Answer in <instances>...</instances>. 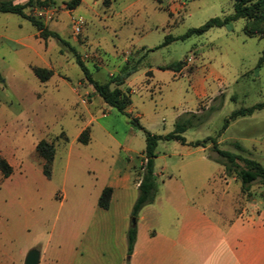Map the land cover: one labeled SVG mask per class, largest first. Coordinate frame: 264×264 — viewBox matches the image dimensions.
<instances>
[{"label":"rangeland","instance_id":"1","mask_svg":"<svg viewBox=\"0 0 264 264\" xmlns=\"http://www.w3.org/2000/svg\"><path fill=\"white\" fill-rule=\"evenodd\" d=\"M66 1L46 6L33 2L24 10L57 32L60 40L40 37L24 17L0 13V156L13 169L8 177L0 171V244L9 254L17 247L25 256L43 243L52 226L60 225L69 201L91 199L90 154L104 153L111 163L121 152L110 139L102 143L99 133L90 148H70L88 119L85 106L98 110L95 117L101 114L73 50L100 82L127 59L139 62L124 86L130 90L140 123L150 132H171L174 116L192 111L197 116H186L192 126L182 133L187 142L215 137L220 148L255 159L264 167V109L230 120L222 130L233 110L264 103V35L247 34L246 27L254 26L240 18L162 45L166 35L179 37L209 18L231 14L234 0H81L71 10ZM78 19L83 23L76 33L73 23ZM177 62L181 71L165 68ZM34 66H49L53 75L41 81ZM194 77L206 78V95L194 93ZM108 109L112 113L99 122L121 141L127 117ZM41 139L55 146L50 178L43 174L42 158L35 150ZM210 146V142L201 147L159 140L154 158V171L159 173L156 193L162 181L174 174L187 196L214 218H222V210L231 213L228 202L240 193L241 184L225 174ZM263 192L264 183H253L250 195L240 193L239 201L248 208L252 201H260L257 205L264 208Z\"/></svg>","mask_w":264,"mask_h":264},{"label":"crops","instance_id":"2","mask_svg":"<svg viewBox=\"0 0 264 264\" xmlns=\"http://www.w3.org/2000/svg\"><path fill=\"white\" fill-rule=\"evenodd\" d=\"M206 82L205 77L193 79L191 88L199 97L207 94ZM124 85L121 88L127 89ZM97 96L95 92L91 100L97 101L101 114L95 117L93 113L98 110L90 104L85 106L88 119L78 129L70 148H90L99 133L102 143L110 139L121 152L112 157L111 163L105 160L104 153L89 155L92 168L88 171L93 174L91 199L77 198L67 203L60 225H53L45 241L33 246L40 251L38 264H264V208L257 205L260 201H252V208H248L239 201L240 190L228 202L231 213L226 215L222 210V218H214L187 196L174 174L162 181L153 202L138 212L136 239L128 254L127 233L133 224L131 212L138 196V169L145 160V137L127 118L126 135L119 141L115 132L99 122L112 111ZM127 112L141 120L132 104ZM85 128L89 129L90 140L81 144L77 137ZM158 174L154 171V178ZM105 187L112 189L108 208L98 206ZM10 253L0 244V264H23L25 252L15 247V252Z\"/></svg>","mask_w":264,"mask_h":264},{"label":"trees","instance_id":"3","mask_svg":"<svg viewBox=\"0 0 264 264\" xmlns=\"http://www.w3.org/2000/svg\"><path fill=\"white\" fill-rule=\"evenodd\" d=\"M35 3L39 6L52 5L55 0H28L26 4L19 2H14L13 0H0V13H14L21 17L28 19L38 30V35L44 39L49 36H53L60 40L57 32L48 29V27L38 18L27 15L25 13L26 6ZM81 0H68L65 5L68 9H74L80 4ZM243 18L246 19L252 28L245 29L247 34H258L260 36L264 35V0H234L233 12L231 14L225 15L223 17H212L209 18L204 24L198 27L189 28L183 35L179 37H174L171 35H166L165 40L162 45H165L176 39H183L191 35H200L206 32L212 27H221L230 25L232 22ZM75 62L78 64L83 72L86 81L92 85L94 91L102 98V100L109 107L114 108L119 113L125 115L129 122L139 130H141L145 137V148H144V164L139 167L138 173L140 175V181L138 184V196L132 207V220H136L138 212L147 204L153 202L156 195V185L154 178V158L156 157V146L159 140H176L181 144H188L192 146L205 147L207 143H211V150L216 154L215 160L224 167L226 175L234 176V178L240 181L241 192L250 195V186L253 183H264V167L260 162L255 159L242 157L234 152L222 149L218 146L215 137L207 136L203 140H197L194 142H187L182 133L190 126H192L191 121L186 116L196 117V113L186 112L178 116L174 123V128L171 132L166 134H155L147 130L139 121L137 117L132 116L127 112L128 106L131 104L130 90L122 89L126 79L137 70L138 61H132L131 58L127 59L121 68L115 73L111 74L109 78L100 82L94 79L82 61L80 54L73 50ZM166 69H172L174 71H179L182 68L181 62H177L172 65L165 67ZM34 74L41 80L46 81L53 75V70L34 66L32 67ZM150 75V71L147 72ZM1 78V75H0ZM212 109V107H209ZM264 109V103H257L249 107H240L233 110L230 115L225 118L222 130H224L230 120L237 117H243L251 115L255 110ZM67 140V137L64 138ZM90 140L89 129L85 128L81 131L77 137V141L81 144H87ZM237 148H241L236 144ZM36 153L40 158H42V172L47 177L51 176L52 162L55 155V146L52 141L41 139L35 146ZM237 160H241L244 165L238 163ZM0 171L3 176L8 177L13 169L8 161L0 156ZM112 189L110 187H105L100 193L98 198V206L102 208H108ZM264 200V192L261 194ZM136 239V225L135 222L130 226L127 233V247L128 254L132 252L133 245Z\"/></svg>","mask_w":264,"mask_h":264},{"label":"water","instance_id":"4","mask_svg":"<svg viewBox=\"0 0 264 264\" xmlns=\"http://www.w3.org/2000/svg\"><path fill=\"white\" fill-rule=\"evenodd\" d=\"M133 223L135 222L132 220ZM40 258V251L37 248H31L25 255L23 264H38Z\"/></svg>","mask_w":264,"mask_h":264},{"label":"built area","instance_id":"5","mask_svg":"<svg viewBox=\"0 0 264 264\" xmlns=\"http://www.w3.org/2000/svg\"><path fill=\"white\" fill-rule=\"evenodd\" d=\"M83 21L81 19L75 20L73 23L74 32L78 33L80 31Z\"/></svg>","mask_w":264,"mask_h":264}]
</instances>
